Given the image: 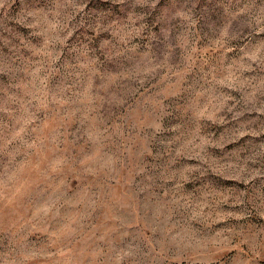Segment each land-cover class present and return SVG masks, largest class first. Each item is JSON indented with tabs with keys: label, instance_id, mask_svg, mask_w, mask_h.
Listing matches in <instances>:
<instances>
[{
	"label": "rangeland",
	"instance_id": "rangeland-1",
	"mask_svg": "<svg viewBox=\"0 0 264 264\" xmlns=\"http://www.w3.org/2000/svg\"><path fill=\"white\" fill-rule=\"evenodd\" d=\"M0 264H264V0H0Z\"/></svg>",
	"mask_w": 264,
	"mask_h": 264
}]
</instances>
